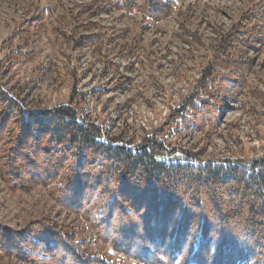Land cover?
I'll return each instance as SVG.
<instances>
[{"label":"rangeland","instance_id":"1","mask_svg":"<svg viewBox=\"0 0 264 264\" xmlns=\"http://www.w3.org/2000/svg\"><path fill=\"white\" fill-rule=\"evenodd\" d=\"M232 67L242 78L233 76ZM208 80L220 83L216 100L204 97L215 112L188 130L174 111ZM0 85L27 111L72 105L82 120L101 127L105 139L139 143L156 135L169 149L203 162L260 159L264 0H182L162 22L108 0H0ZM75 193L80 202L84 191ZM42 221L94 239L42 187L12 192L0 179V226L22 232ZM138 222L116 226L126 244L136 238L123 230L145 221ZM7 243L3 239L1 248ZM91 253L133 264L100 243ZM0 264L31 263L7 256Z\"/></svg>","mask_w":264,"mask_h":264},{"label":"trees","instance_id":"2","mask_svg":"<svg viewBox=\"0 0 264 264\" xmlns=\"http://www.w3.org/2000/svg\"><path fill=\"white\" fill-rule=\"evenodd\" d=\"M178 1L108 0L155 22L172 18ZM212 84L203 83L174 111L186 129L211 120L215 109L204 97L216 100L220 83ZM0 179L12 192L42 187L94 238L79 239L74 229L49 221L22 232L0 226V244L5 239L12 246H0V259L123 264L92 254L100 243L133 264H264V157L203 162L169 149L156 135L139 143L105 139L101 127L82 120L72 105L27 111L0 85ZM78 189L84 191L80 202ZM129 219L145 222L123 230L136 238L126 244L116 226Z\"/></svg>","mask_w":264,"mask_h":264}]
</instances>
